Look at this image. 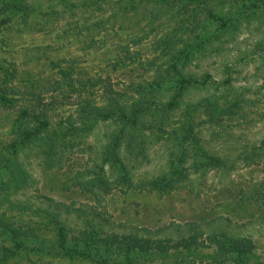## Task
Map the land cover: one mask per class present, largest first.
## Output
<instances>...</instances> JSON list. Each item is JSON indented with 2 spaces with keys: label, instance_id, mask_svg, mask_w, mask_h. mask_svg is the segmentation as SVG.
I'll return each mask as SVG.
<instances>
[{
  "label": "rangeland",
  "instance_id": "obj_1",
  "mask_svg": "<svg viewBox=\"0 0 264 264\" xmlns=\"http://www.w3.org/2000/svg\"><path fill=\"white\" fill-rule=\"evenodd\" d=\"M198 1L189 6V16L176 14L187 1L172 8L163 0H0V78L13 93L11 103L0 107V144L19 140L20 127L29 126L17 115L20 107L50 101L49 133L60 139L58 150L31 143L13 159L27 179L22 199L37 205L45 195L67 205H88L94 210L87 209L88 214L108 220V232L176 245L167 252L171 255H135V264H222L215 255L222 248L215 235L220 230L251 238L248 264H264V157L257 165L244 152L264 138V0ZM205 7L221 21L204 18ZM181 38L184 43L176 45ZM172 62L179 75L166 71ZM204 76L209 78L199 84ZM186 77L199 82L167 111L172 87ZM53 81L59 87L54 92ZM155 83L151 100L157 110L127 127L129 140L119 148L123 170L110 168V161L101 162L100 151L104 137L120 128L110 121L86 122L83 105L110 110L114 99L109 89L124 92L127 105L139 103L144 92L138 88L153 90ZM198 103L205 110L192 112V123L196 128L207 124L185 142L186 112ZM208 113L219 117L230 131L228 138L208 125L213 123ZM174 143L186 148V167L203 151L223 158L230 169L203 162L200 171L192 169L183 189L147 193L141 185L167 172ZM97 174L109 179L125 175L130 182L121 181L108 194L80 190L79 184ZM10 176L0 169V192ZM242 194L249 198L240 199ZM66 223L75 235L83 228L71 217ZM55 232L44 234L52 256L21 251L6 264H93L57 254ZM189 235L198 248H176ZM6 238L0 234V259L2 247L14 246ZM110 257L123 260L121 253Z\"/></svg>",
  "mask_w": 264,
  "mask_h": 264
},
{
  "label": "trees",
  "instance_id": "obj_2",
  "mask_svg": "<svg viewBox=\"0 0 264 264\" xmlns=\"http://www.w3.org/2000/svg\"><path fill=\"white\" fill-rule=\"evenodd\" d=\"M150 1L152 3L161 2V0ZM182 1L187 2L183 6H180L176 14L179 12H185V14L192 16L193 8H190L189 6L199 3L198 0H163V3L171 5V7L174 8V5L178 6V3ZM97 6L98 5H96V8ZM201 10L204 18L215 22L221 21L220 18L213 13L211 8L205 7ZM183 43L184 40L182 38L176 41V45ZM166 71L179 75V70L175 62L168 65ZM208 78L209 76H204V80L199 84H204ZM198 82L199 81L193 77L178 79L175 86L172 87L173 93L166 104V110L173 111L177 107L185 90L193 85H197ZM157 86L158 83H155V88ZM70 87L75 91L72 84ZM155 88L153 90L138 88V90L144 92V95L141 96L142 100H140L139 103H132L130 105H127L128 100L124 95V92L120 93L119 90L113 91L112 89H109V95L114 99V104L112 103V108L110 110H107L106 108H91L87 110L84 109L86 106L82 104L84 108L82 107L81 112L87 117L88 120L86 122L94 123L99 121L104 123L110 121L120 128L117 132L107 134L104 137L105 141H107L100 151L101 162L104 163V160L110 161V164L108 165L110 168L122 169V162L119 160V155L121 153L119 148L124 145L125 141L129 140L130 134L126 140L127 127L136 124L137 119L141 118L146 112L157 110L158 107H156L155 102L151 100V97L156 93L157 88ZM56 90H59L58 82L53 81L52 92ZM11 94L13 93H11L9 87L5 85L0 78V107L11 103ZM49 102H45L44 99H42L40 105L36 102L33 105L34 107H20L17 115L23 121H26L29 126L26 125L23 128L20 127L18 131L19 140H15L7 146L0 144V169L2 171H8L11 175V179L8 181L10 184L6 189L4 185V191L0 192V208H4L2 212H0V234L6 235L9 244L11 242L14 245L12 248L3 245L4 247H2L1 250L2 257L0 259V264H6L9 258H13L21 251L52 256V251L54 249L45 246L47 245V242L44 237L45 233H48V235L52 234V230L56 231L55 251L58 252L57 254L70 258H81L93 264H135V255L141 253L151 256L159 254L160 256L171 255V253L167 252L175 250L176 245L168 248L164 245L163 241L157 242L156 244L155 241H152L150 238H146L145 241H142V238H137L134 234L117 235L113 232H108L105 229L109 226L108 220L104 219L99 221L100 215L95 213L88 214L86 212L87 209L90 212L94 211L90 209L88 205L77 207L74 204L67 205L45 195L40 197V199L43 200L42 202L34 205V201L29 202V200L21 198L23 193L20 192L26 188L27 179L21 173V171H23L22 166L15 164L13 159L16 160L18 157L17 155L22 148L31 143H36V146L38 147L45 146V148L52 153L58 150V140L60 139H58L56 134L52 132L49 133V129L51 128V112L53 111L54 106L49 104ZM203 103L191 106V111L186 112V124H184L182 135L186 137L185 142L192 141L196 136L194 134H199L200 127L207 124L202 123L196 128L192 123V112H195L198 110L197 108L201 107L205 110ZM207 106L209 105H206V108ZM208 118L213 122L211 124L208 123V125L211 127H218L217 133L221 135L222 139L230 136V131H227L223 125H221L218 116L213 115V113H208ZM170 149V158L167 161V172L159 175L155 179L146 181L141 185L143 186V190L147 193L154 192L158 195H163L165 193L168 194L172 191L183 189L190 179L192 169L200 171L202 166H204L203 162H207V166H213L217 169H230V165H228L223 158L207 155L203 151H201L200 154L196 153L192 157L190 165L186 167L185 164L188 161L187 152L182 143H174V146ZM176 149H178L177 152ZM244 152L245 154H249L252 158H255L252 160L255 161V164L259 165L260 160L264 157V138L260 142V145H253L248 151L247 149H244ZM234 164L235 163H232L231 166H234ZM99 175L100 174H97L91 179L85 180L86 182L79 184L81 185L80 190L94 195V189H101L105 194H108L110 193V190L116 188L121 181L127 180V176L125 175L110 179ZM243 198L248 199L249 196L247 198L245 194H242L240 199ZM26 217H30L32 220H28L29 222H23V220H26ZM70 217L78 221L83 227L81 230L79 229L77 235L73 233V229L67 226L66 222ZM190 226L193 228L194 224H191L188 227ZM177 227H179V225H177ZM191 228L190 230H192ZM215 235H218L220 238L216 241L222 245V248L219 249V253L215 254L220 263L248 264L254 245L251 238L239 237L226 230H220ZM216 237L217 236H215V239ZM71 241L73 243L72 246ZM178 243L179 245L176 248L187 250L198 248L196 247L195 236L189 235L188 238H183ZM28 244L33 246L29 247ZM138 251L140 253H138ZM115 253H121L123 260L110 259V256Z\"/></svg>",
  "mask_w": 264,
  "mask_h": 264
}]
</instances>
